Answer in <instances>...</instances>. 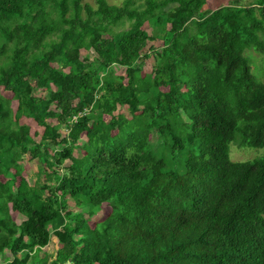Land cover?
Wrapping results in <instances>:
<instances>
[{"label":"trees","instance_id":"16d2710c","mask_svg":"<svg viewBox=\"0 0 264 264\" xmlns=\"http://www.w3.org/2000/svg\"><path fill=\"white\" fill-rule=\"evenodd\" d=\"M93 1L0 0L1 264H264V0Z\"/></svg>","mask_w":264,"mask_h":264},{"label":"rangeland","instance_id":"374dc122","mask_svg":"<svg viewBox=\"0 0 264 264\" xmlns=\"http://www.w3.org/2000/svg\"><path fill=\"white\" fill-rule=\"evenodd\" d=\"M124 0H108L110 4L120 5ZM225 1V0H220ZM84 2L90 3L94 8H96V5L94 4L93 0H84ZM167 27L169 28L170 25L167 24ZM150 33L152 34V31L150 29ZM162 46L161 41H150L148 43V46L145 49V53L149 54V58L145 60L144 62V72L145 73H151L153 66L155 64V59L153 56V53L151 52V47L154 48H160ZM83 56L87 54V52L82 51ZM245 56L249 59L251 72L256 79L257 82H264V52H258L253 49H247L245 51ZM94 57V53H91V58ZM118 73H123V70L121 67H116L115 69ZM37 95L43 94V91L37 89L36 90ZM121 111H125V109H121ZM61 133L66 135L67 131L65 129L61 130ZM36 140H39V137L36 138ZM84 139L81 141V144L84 143ZM156 141V138L154 139ZM54 146V145H53ZM264 154L263 148H251V147H245L243 149L238 148L234 143L230 146V158L232 161L237 162H246L250 160H254L258 157H261ZM23 165L25 166L24 169V177L29 181L31 185H34L37 181H44V175L42 172H40V164L37 161H34L31 159L29 155L26 156V158L23 160ZM68 163V162H67ZM70 200V199H69ZM70 208L71 210L78 212L81 211V209H77L74 205L73 201L70 200ZM19 223L23 221V216H17ZM102 217L101 212L97 213L94 217L91 218V221L97 222ZM60 248L59 240L53 236L51 239L50 244L47 247V250H42L38 252V256H45L47 254L48 256V262L47 264H51V262L56 257V252Z\"/></svg>","mask_w":264,"mask_h":264},{"label":"crops","instance_id":"0c3cea01","mask_svg":"<svg viewBox=\"0 0 264 264\" xmlns=\"http://www.w3.org/2000/svg\"><path fill=\"white\" fill-rule=\"evenodd\" d=\"M43 250H47V249H43ZM43 257L44 256H39V259ZM11 260H12V254L10 252H5L4 254H0V264L9 262Z\"/></svg>","mask_w":264,"mask_h":264}]
</instances>
